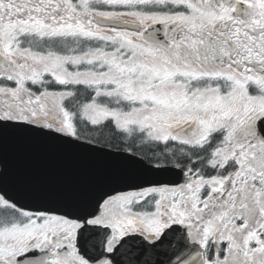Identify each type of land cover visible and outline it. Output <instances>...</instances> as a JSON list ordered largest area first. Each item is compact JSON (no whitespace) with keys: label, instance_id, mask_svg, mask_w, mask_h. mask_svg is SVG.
Wrapping results in <instances>:
<instances>
[{"label":"snow or ice","instance_id":"6c2138e0","mask_svg":"<svg viewBox=\"0 0 264 264\" xmlns=\"http://www.w3.org/2000/svg\"><path fill=\"white\" fill-rule=\"evenodd\" d=\"M0 264H264V0H0Z\"/></svg>","mask_w":264,"mask_h":264},{"label":"water","instance_id":"95a60500","mask_svg":"<svg viewBox=\"0 0 264 264\" xmlns=\"http://www.w3.org/2000/svg\"><path fill=\"white\" fill-rule=\"evenodd\" d=\"M5 145L17 146L14 151L4 148L6 166L24 167L25 169L29 167L54 182L71 181L82 173L104 169V164L101 165L99 160L50 142L10 135ZM50 145H55V147ZM38 146H42V148ZM9 153H14V155H9Z\"/></svg>","mask_w":264,"mask_h":264},{"label":"flooded vegetation","instance_id":"af4514ba","mask_svg":"<svg viewBox=\"0 0 264 264\" xmlns=\"http://www.w3.org/2000/svg\"><path fill=\"white\" fill-rule=\"evenodd\" d=\"M9 170H17V169H15V168H8Z\"/></svg>","mask_w":264,"mask_h":264}]
</instances>
